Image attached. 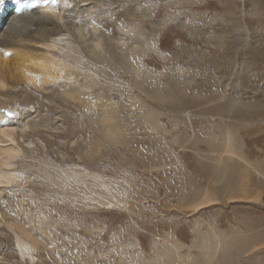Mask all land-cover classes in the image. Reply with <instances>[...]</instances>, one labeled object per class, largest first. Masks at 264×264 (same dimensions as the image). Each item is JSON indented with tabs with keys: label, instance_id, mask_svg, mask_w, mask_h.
I'll return each mask as SVG.
<instances>
[{
	"label": "rangeland",
	"instance_id": "rangeland-1",
	"mask_svg": "<svg viewBox=\"0 0 264 264\" xmlns=\"http://www.w3.org/2000/svg\"><path fill=\"white\" fill-rule=\"evenodd\" d=\"M71 1L105 48L93 57L91 39L66 28L59 44L81 59L80 100L58 84L41 108L37 93L31 107L4 99L18 124L29 113L48 132L30 138L35 165L21 154L0 200L41 239L36 260L0 225V264H264V0ZM109 38H126V64ZM176 86L189 93L169 97ZM157 88L164 97H151ZM106 108L123 121L111 137ZM49 144L57 153H43Z\"/></svg>",
	"mask_w": 264,
	"mask_h": 264
},
{
	"label": "bare ground",
	"instance_id": "bare-ground-1",
	"mask_svg": "<svg viewBox=\"0 0 264 264\" xmlns=\"http://www.w3.org/2000/svg\"><path fill=\"white\" fill-rule=\"evenodd\" d=\"M81 1L84 0H80L79 2ZM71 4V0H32V2L28 6L24 7L22 11L18 10L19 6L15 3V0H4V2L0 4V109L9 110L4 99H14L17 97L21 98V104L31 107L32 101L36 96L35 93L41 96L40 98L42 101L41 103L39 102L41 104L40 108L41 106H46L47 103H45L44 100L51 96L50 89L55 87L57 84L64 85L63 89H61L58 94L68 95L75 101L78 99L80 100V94L83 92V85L80 83V78L83 77L81 59L78 53L72 54V41L66 38L65 45H60L59 40L65 29L70 28L71 26H73L72 30H74L72 35L77 37L78 40L83 39L87 41L90 37H87L88 33L86 31L85 32L87 34L83 32L84 30L81 25L76 24L78 19L81 17V15L78 14L82 13L68 12ZM76 8H78L77 4L72 7V9ZM69 19H71L70 23ZM92 24H90V28H92L93 33H89L91 36V48L89 52L93 54V57H96L97 54H95V52L98 48L104 49L105 42L103 36H100L101 38L97 37V29ZM109 39L110 41L108 42L119 49L122 57L120 61L126 64L127 59L129 60L130 57V54H128L129 45L127 46L126 38H118L112 42L111 38ZM87 47L89 48V45ZM153 48L150 49L152 50ZM132 49H134L136 53H141V48L139 47ZM76 51L77 46L75 48V52ZM9 52L11 55H6V53ZM131 61H133V59ZM133 67L140 71V67L138 65ZM148 74L149 73L147 72L146 75L150 77L151 75ZM92 78L91 81L93 80L94 82L95 80ZM22 86L25 87L26 92L24 91V94L19 95L20 92L17 88H21ZM154 90L153 94L148 92L151 94V97H164L165 94H163L164 92H161L160 88ZM85 92L84 94L87 93ZM170 92L169 97H171V95L176 97L181 95L185 96L189 93L188 88L180 86L172 88ZM25 103H27V105H25ZM106 109L108 110V108ZM26 114L27 115H23L24 120L18 124L16 117L9 118L4 113L0 112V200L3 193L9 188H12L19 180L20 166L18 167L17 164L20 163V155L23 154L25 156L23 159L27 164L35 165L33 162L30 163V161L26 159L27 152L31 150L29 146L33 143V140H30V138L34 136L36 132H48L46 124H43L42 128L35 129V124L32 123L31 120L28 121L29 113ZM42 117L45 118L44 116ZM103 118L104 119L102 121L105 122V124L103 125L104 127L102 130L105 132V136L111 137V135H116L124 131V128L122 127L123 121L121 123V120L113 118L114 121L112 120L113 123H111V110H108L107 113L105 112V116L103 114ZM153 118H151V121H154ZM146 119H140V121L148 124V120L146 121ZM152 123L155 124V121ZM44 140L46 141V138H44ZM94 142H96V145L98 144V141ZM51 145L52 144H49L50 149L52 150L50 151L48 147L43 150V153L49 155L57 153V148ZM23 164L25 163L23 162ZM43 169L44 172H46L47 168L43 167ZM62 175L58 173V178L55 181V184L59 188H63L62 183L64 181V177ZM87 176L90 177L91 180L95 179L94 175L91 176L89 174ZM74 177L80 179L82 178V174L76 172L75 176H72V178L74 179ZM79 182L83 183L81 180ZM44 185H47V183L45 182ZM107 186L108 185H104L103 187L107 188ZM40 193L43 194L42 192ZM97 196L98 195H93V200H96V202L99 200L100 203L102 201V204L106 205L110 204L111 201H107L106 197L101 198L100 196L99 198ZM202 205L203 203H197L196 207L198 208ZM127 206L128 205L126 204V207ZM0 225H3L4 227L6 226L7 229H9L14 235V240L16 241L17 249L22 259H29L30 262L36 260L35 253L39 250L38 248L41 243V239L19 218L16 219L14 215L7 216V213L3 212L1 205ZM172 245L173 248L176 247L174 244ZM170 252V249L167 250L166 256H168Z\"/></svg>",
	"mask_w": 264,
	"mask_h": 264
},
{
	"label": "snow or ice",
	"instance_id": "snow-or-ice-1",
	"mask_svg": "<svg viewBox=\"0 0 264 264\" xmlns=\"http://www.w3.org/2000/svg\"><path fill=\"white\" fill-rule=\"evenodd\" d=\"M4 2V0H0V4H2ZM32 2V0H15V3L19 6L18 10H23L24 7L28 6L30 3ZM152 47H155V44L152 45ZM6 55H11V53H6ZM0 112L4 113L7 117L12 118L15 117L17 115L16 112L7 110V109H0ZM109 207H112L111 205H109Z\"/></svg>",
	"mask_w": 264,
	"mask_h": 264
}]
</instances>
